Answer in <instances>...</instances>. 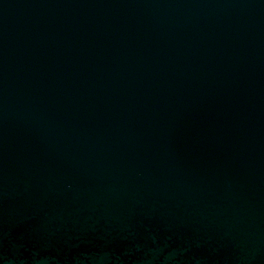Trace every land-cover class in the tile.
I'll use <instances>...</instances> for the list:
<instances>
[{
    "label": "water",
    "instance_id": "95a60500",
    "mask_svg": "<svg viewBox=\"0 0 264 264\" xmlns=\"http://www.w3.org/2000/svg\"><path fill=\"white\" fill-rule=\"evenodd\" d=\"M0 264H264V0H0Z\"/></svg>",
    "mask_w": 264,
    "mask_h": 264
}]
</instances>
